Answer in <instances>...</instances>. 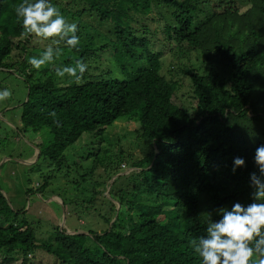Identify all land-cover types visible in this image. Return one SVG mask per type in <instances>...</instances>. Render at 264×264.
I'll list each match as a JSON object with an SVG mask.
<instances>
[{
	"label": "trees",
	"instance_id": "1",
	"mask_svg": "<svg viewBox=\"0 0 264 264\" xmlns=\"http://www.w3.org/2000/svg\"><path fill=\"white\" fill-rule=\"evenodd\" d=\"M21 2L0 0V56L27 42L16 40L22 26L15 6ZM51 2L79 23L78 49L74 55L62 54L57 63L71 66L80 59L89 65L107 51L124 63L119 75L107 67L97 75L87 70L79 84L67 76L66 89L56 87L60 79L50 65L38 71L28 63L49 42H38L33 49L24 45L25 57L8 63L30 88L22 127L32 129L31 134L49 128L48 138L38 142L40 156L34 163L41 160L49 170H39L40 198L32 209L15 207L0 186V264H31L27 255L37 249L50 252L59 264H202L189 240L205 234L210 215L221 218L220 208L250 204V174H259L254 156L264 145V0ZM86 7L91 12L85 13ZM160 9L171 12L159 41L145 36L146 31L136 32L128 21L132 11L147 17L155 10L161 15ZM84 18L108 24L107 32H87ZM136 20L157 34L148 19ZM189 50L203 55L206 72L171 62L173 77L167 79L164 58ZM40 76L41 81L34 80ZM122 119L137 127L117 129ZM86 134L99 137L98 151L72 160L69 148ZM236 157L246 165L233 172ZM123 169L132 172L124 174ZM70 170L78 179L69 178ZM119 173L106 196L105 185ZM60 174L67 177L63 188L52 182ZM46 191L64 208L78 204L77 220L101 207L98 200L104 196L108 204L98 213L106 228L67 233L42 216L41 211L52 210L41 201L49 197ZM29 212L38 216L37 223ZM43 233L50 236L41 238Z\"/></svg>",
	"mask_w": 264,
	"mask_h": 264
},
{
	"label": "rangeland",
	"instance_id": "2",
	"mask_svg": "<svg viewBox=\"0 0 264 264\" xmlns=\"http://www.w3.org/2000/svg\"><path fill=\"white\" fill-rule=\"evenodd\" d=\"M53 1V0H51ZM80 9V7L74 8V10ZM92 8L89 9L86 7V12H91ZM159 11V10H158ZM162 11L161 15L155 14L157 11L155 10L152 14L154 16L145 17L141 15L137 11H132L133 17L129 19V23L135 28V24H137V18L144 17L146 20L150 22V27L157 32V34L153 33L151 36L152 41H159L165 33V20L170 19V9H160ZM162 17V20L159 18ZM145 20V21H146ZM144 21V22H145ZM73 23V20L71 21ZM110 23V22H109ZM83 28H87L88 26L91 29V32L95 34L94 29L96 28L102 34L107 32L108 24L99 25L95 23L91 18H84L82 23ZM16 40H20L22 43L25 42V38L19 35ZM27 44V42L25 43ZM22 44V45H25ZM4 55L0 56V91L9 89L12 92L11 98L5 101H0V186L6 191V193L11 197L9 198L12 202H14L16 206L21 207L24 204L26 208L34 207V200L36 198H40L37 195L38 184L41 182V174L39 173L40 168L44 171H48L49 168L43 164V162H39V165H34L35 161L40 156L41 144L38 146L39 141H43L49 136V128L45 127L43 129H39L38 132L33 131L34 134L29 133L32 129H24L22 127L21 118L23 104L28 100L29 90L27 87L26 80L23 78V75H20L18 70H13L12 65L8 63L12 62H20L24 49L22 47H12L8 49ZM69 49H66L64 54L68 53ZM166 63L163 65V72L167 76V79L173 77L171 73V69L173 68L171 62H175L176 65L174 67L180 66L184 67L185 65H192L198 68L199 72L204 74L205 71V60L203 55H201L198 51L189 50L188 52H182L178 55V58H174L169 56L168 58H164L163 60ZM120 62L115 57V55L111 51H107L104 53L103 59L98 62L93 63V68L90 73L97 75L99 74L101 68L106 69L107 67L117 68V72L115 75H119ZM182 65V66H181ZM35 81H41V76L34 79ZM55 85L57 88L66 89V83L60 80H55ZM81 83V82H80ZM181 87V88H186ZM180 88V87H178ZM178 90V89H177ZM182 93V92H180ZM137 125L135 122H128L127 120H119L117 122V129H126L129 128L131 130L135 129ZM124 129V130H125ZM35 133H37L35 135ZM95 134V133H92ZM107 134H109L107 132ZM129 135V133H127ZM130 136V135H129ZM133 138L135 136L131 135ZM99 137L95 135L86 134L85 137H82L78 142L74 144V146L69 148V153H73L74 158L69 156L72 160L76 158L82 159L81 156H88L89 154L96 153L99 149ZM103 155H99V159L103 160ZM68 160V156H66V161ZM132 164V163H131ZM33 168L31 169V167ZM36 167V168H35ZM54 167V166H53ZM85 168V167H84ZM50 169H53L50 166ZM55 169V168H54ZM69 169L68 167H63V170ZM103 171L104 169L101 168ZM137 169H135L136 171ZM73 171V170H72ZM71 172V176L69 178L77 176L75 172ZM139 171V170H138ZM99 170L95 171V175H98ZM105 172V171H104ZM122 172H125L123 169ZM132 171L127 169L124 174H128ZM110 175L109 172H106ZM111 181H109L108 185H105V195H108L110 191V185L113 180L119 176V174L112 175ZM52 182L59 184L60 188L65 187V183L67 182L66 174L56 176ZM72 187L70 186V189ZM35 189V193H32V190ZM27 192H29L27 194ZM34 194V195H33ZM49 197L41 198L46 202L47 206H49L52 210L46 214L44 211H41L43 217L48 216L50 220L58 225L61 229L67 231V233L74 234L80 232H89V229L101 230L106 228L107 224L102 218L99 216L100 209L101 212H104V208L107 206V199L103 196L98 200L99 203L102 204L101 207L96 208L95 210H89L88 214H84L83 218L77 220L79 214L78 204H74L72 207L68 204L66 208H64L62 202H59V198L54 196V199L51 198V194L48 191L45 192ZM80 194V192H77ZM56 198V199H55ZM8 199V198H7ZM49 200V201H47ZM117 208L119 207V203L115 201ZM49 204V205H48ZM74 208V209H73ZM28 216L30 219L34 220L36 223L38 222V216L29 212ZM44 236L41 238H47L50 235L47 233H43ZM41 240V239H40ZM29 261L31 264H59V261L56 259L54 255L48 253L46 251H42L38 249L37 251L28 255ZM14 264H25L21 263V260L15 262Z\"/></svg>",
	"mask_w": 264,
	"mask_h": 264
},
{
	"label": "clouds",
	"instance_id": "3",
	"mask_svg": "<svg viewBox=\"0 0 264 264\" xmlns=\"http://www.w3.org/2000/svg\"><path fill=\"white\" fill-rule=\"evenodd\" d=\"M15 14L22 26L21 36L27 38L26 46L33 49V45L38 42H49L46 49L38 56L28 58V63L33 69L39 71L50 65L55 76L61 81L66 80L68 76L79 84L83 80L84 73L95 68L93 63L98 62L95 60L88 65L89 60L84 62L73 59L74 64L71 66L56 62L66 49H69L66 53L68 56L74 55V50L78 49L80 38L77 35V24L79 23L76 20L72 23V20L65 17L51 0H22L15 6ZM135 27L139 30L138 33L146 31L144 35L151 38L153 32L149 31L147 26L137 22ZM144 27L147 30H143ZM86 30L92 33L89 26ZM23 46L19 47L23 48ZM26 53L27 51L24 50L23 57ZM118 62L121 63L119 60ZM123 63L120 64V69ZM114 70L117 72V68ZM11 96L12 92L9 89L0 91V101L8 100ZM49 115L56 117L55 112ZM54 122L58 123L55 119ZM254 162L259 174L257 172L250 174V186L253 188L252 202L247 206L235 202L230 210L220 208L218 214L221 218L213 220L210 215L204 230L205 234L189 240V245L199 256L202 264H264V145L256 148ZM245 165L246 161L243 158H234L233 172ZM28 255L26 260L29 261Z\"/></svg>",
	"mask_w": 264,
	"mask_h": 264
}]
</instances>
